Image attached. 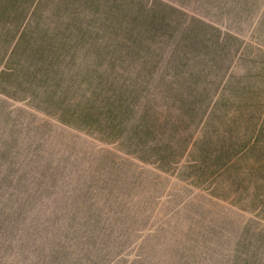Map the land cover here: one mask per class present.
Masks as SVG:
<instances>
[{
	"label": "rangeland",
	"instance_id": "1",
	"mask_svg": "<svg viewBox=\"0 0 264 264\" xmlns=\"http://www.w3.org/2000/svg\"><path fill=\"white\" fill-rule=\"evenodd\" d=\"M152 239L264 264V0H0V264Z\"/></svg>",
	"mask_w": 264,
	"mask_h": 264
},
{
	"label": "crops",
	"instance_id": "2",
	"mask_svg": "<svg viewBox=\"0 0 264 264\" xmlns=\"http://www.w3.org/2000/svg\"><path fill=\"white\" fill-rule=\"evenodd\" d=\"M79 231H76V234H70L68 235L69 238H74V239H78V240H83L85 241V239H89L92 238V235H88V234H83V233H79ZM144 243H149L150 244V248L153 249V251H151L150 253H148L150 255V260L148 263H153V264H158L159 263V259L160 257L163 256V252L162 250L160 251V253L157 251L159 248H161V244H163L162 241L159 240H149V241H145ZM143 259V258H141Z\"/></svg>",
	"mask_w": 264,
	"mask_h": 264
}]
</instances>
